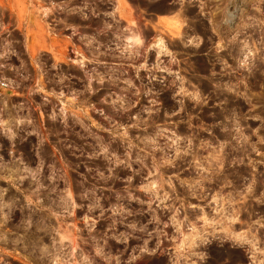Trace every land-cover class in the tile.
<instances>
[{
	"label": "rangeland",
	"instance_id": "1",
	"mask_svg": "<svg viewBox=\"0 0 264 264\" xmlns=\"http://www.w3.org/2000/svg\"><path fill=\"white\" fill-rule=\"evenodd\" d=\"M22 6L0 22V264H264V0Z\"/></svg>",
	"mask_w": 264,
	"mask_h": 264
},
{
	"label": "built area",
	"instance_id": "2",
	"mask_svg": "<svg viewBox=\"0 0 264 264\" xmlns=\"http://www.w3.org/2000/svg\"><path fill=\"white\" fill-rule=\"evenodd\" d=\"M24 3H33V0H0V22H3V20L7 19L8 16L9 17L11 16V15H9V12H8V11H11V8L8 7L10 5H12L14 7V9H13L14 10V18H16V20L21 19L23 16V12H22L23 6L22 5ZM215 224H217V220L216 219L211 220L210 226L215 228ZM223 224H224V227L229 226V222L226 220L225 221L223 220ZM213 234H214V231H212V236H210V237L214 238ZM188 235L191 236V233L189 232ZM4 242L6 243L7 240H5L4 238H0V243H4ZM5 256H10L11 258L15 257V255L11 254V253L0 252V261Z\"/></svg>",
	"mask_w": 264,
	"mask_h": 264
}]
</instances>
